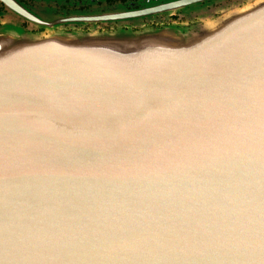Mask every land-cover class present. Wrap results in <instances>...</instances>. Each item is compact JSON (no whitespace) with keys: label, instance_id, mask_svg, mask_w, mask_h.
<instances>
[{"label":"water","instance_id":"95a60500","mask_svg":"<svg viewBox=\"0 0 264 264\" xmlns=\"http://www.w3.org/2000/svg\"><path fill=\"white\" fill-rule=\"evenodd\" d=\"M0 5V264H264V0L89 34Z\"/></svg>","mask_w":264,"mask_h":264},{"label":"flooded vegetation","instance_id":"af4514ba","mask_svg":"<svg viewBox=\"0 0 264 264\" xmlns=\"http://www.w3.org/2000/svg\"><path fill=\"white\" fill-rule=\"evenodd\" d=\"M23 1V0H22ZM248 0H24L40 7L65 32H140L165 28L190 32L222 12L240 7ZM3 7L0 5V10ZM232 11V10H231ZM27 21L22 23L28 27ZM44 28L32 29L42 33Z\"/></svg>","mask_w":264,"mask_h":264},{"label":"rangeland","instance_id":"374dc122","mask_svg":"<svg viewBox=\"0 0 264 264\" xmlns=\"http://www.w3.org/2000/svg\"><path fill=\"white\" fill-rule=\"evenodd\" d=\"M245 4H248V1H247V3H245ZM245 4H244V5H245ZM222 13H224V12H222ZM212 20H213V19L208 18V19H206V22H208V21H212ZM24 22H25V21H24ZM24 22H23V23H24ZM28 27H29V28L31 27V28H30V31H32V29H38V28L33 27V25H31L30 23H28ZM28 27H27V28H28ZM118 30H123V29H118ZM118 30H117V31H118ZM41 34H48V31L45 30V31H43Z\"/></svg>","mask_w":264,"mask_h":264}]
</instances>
